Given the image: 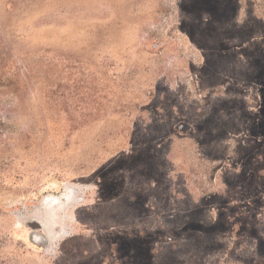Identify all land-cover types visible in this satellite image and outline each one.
Returning a JSON list of instances; mask_svg holds the SVG:
<instances>
[{
	"label": "rangeland",
	"instance_id": "374dc122",
	"mask_svg": "<svg viewBox=\"0 0 264 264\" xmlns=\"http://www.w3.org/2000/svg\"><path fill=\"white\" fill-rule=\"evenodd\" d=\"M0 264H264V0H0Z\"/></svg>",
	"mask_w": 264,
	"mask_h": 264
},
{
	"label": "water",
	"instance_id": "95a60500",
	"mask_svg": "<svg viewBox=\"0 0 264 264\" xmlns=\"http://www.w3.org/2000/svg\"><path fill=\"white\" fill-rule=\"evenodd\" d=\"M29 227H31L32 229H36V228H39L40 227V224L33 220L30 224H29Z\"/></svg>",
	"mask_w": 264,
	"mask_h": 264
}]
</instances>
